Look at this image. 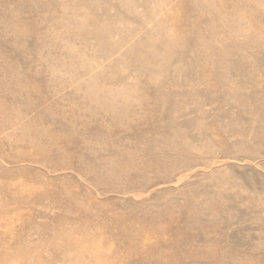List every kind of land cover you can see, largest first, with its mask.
Segmentation results:
<instances>
[{"label":"rangeland","instance_id":"obj_1","mask_svg":"<svg viewBox=\"0 0 264 264\" xmlns=\"http://www.w3.org/2000/svg\"><path fill=\"white\" fill-rule=\"evenodd\" d=\"M0 264H264V0H0Z\"/></svg>","mask_w":264,"mask_h":264}]
</instances>
